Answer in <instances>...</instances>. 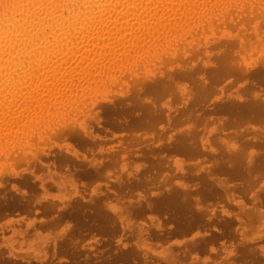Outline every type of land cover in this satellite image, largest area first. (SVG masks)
Masks as SVG:
<instances>
[{
  "label": "rangeland",
  "instance_id": "obj_1",
  "mask_svg": "<svg viewBox=\"0 0 264 264\" xmlns=\"http://www.w3.org/2000/svg\"><path fill=\"white\" fill-rule=\"evenodd\" d=\"M205 1L206 4L203 5V10L205 6L209 9V6L213 4H217V7L220 6L221 8V4L224 2L229 6L231 4V8L229 6L226 8V5L222 4L223 10L216 6L217 9L214 10L215 7L213 6L214 9L208 10L207 15L212 12V15L210 14L208 18L205 17L207 9L205 8V11L201 9L203 12L200 13L203 16L198 13L203 20L199 19L201 21L199 28L189 25L193 26L190 29L188 24L191 18H188V21L185 20L182 26L184 24L185 27H188L186 29L184 26V28L182 27L184 35L180 47L174 51L175 55L166 57L155 55L156 57L152 59L157 61L152 59L146 60L144 63L137 61L133 63L135 64L134 68L131 69L133 72L126 70L124 72L126 74H122L121 79H115L116 74L119 73L118 69L108 70L107 78H105L106 74H102L104 83L100 81V76L98 80L96 78V81H98L96 82L98 85L97 90L95 86L92 87V95L94 96L92 99L94 98L98 103L94 107L88 106L92 99H90L91 94L89 93L91 90L88 91L89 88L86 87L82 91L86 93V95H83L84 98L82 96L84 101L82 99L80 101V98L77 97H75L76 99L73 98L75 96L74 92L77 91L76 88L72 89V92L67 91L66 95L68 94L69 98L72 93L73 95L70 99L66 98L68 96L62 97L60 103L63 101L62 103L65 105L63 107H66L64 112L62 103L60 104L61 113L58 110L60 108L59 103L56 104L59 107H56L58 108L56 111L57 116L56 113H53V106H47L48 110H52L48 114L53 113V117H49L45 112V104L44 109L39 108L43 109L42 111L48 116L45 113L41 114V110L36 112L39 108L35 106L36 121L31 120L30 123L33 124L36 132L31 133L32 136L28 135L22 138L20 135L17 136L15 132L20 134L21 125L26 129L30 127L26 126L30 123L18 122L17 127L18 123L15 125L13 120L10 124L12 127H10L11 131H15L11 134V131L7 128L8 132L4 130L3 134L1 133L2 140L0 141L2 144L5 140L7 141L6 138H8V141L6 142L7 146L4 144V150L2 147L0 148V197L4 195L3 193H6L7 196L11 193V196L29 198V201L33 203L36 199H39L41 202L47 200L58 205L67 204V209H70V212H77V215H84L83 218H86L85 224L80 229L82 235L76 238L73 246H69V244L66 245L67 247L63 246V255H51V240L68 232V226L74 222L70 215L64 217L55 226L38 228L37 236H34L30 227H27L26 224L31 220L35 222L39 218L49 219L51 213L42 217L39 211H35L38 208L37 204L30 207L28 212L0 210V257L5 258L8 253L16 255L8 263L3 261L4 264H60L61 262V264H88L87 262L96 264L100 258L102 260L105 258L107 261L114 258L112 264H201V262L202 264H211V261L212 264H264V167L258 172L250 170L251 174L257 175L254 178L255 181H252L255 182V185L252 183L249 190L240 197L244 204L241 207L228 200L220 186L230 187L234 183L244 182V178L227 179V181L217 184L218 179L228 176L218 173L214 167L227 166L230 162L232 164L235 162L234 166H239L246 171L248 167L247 160L264 150L261 143H256L257 138L264 139V119L255 120L251 114L242 115L237 107H234L231 111L224 109L227 104L235 103L239 105L250 97L253 89L248 86L250 85L248 77L216 73L217 67L219 68L226 63L234 66L238 65L240 69L264 66V0H252L253 3L250 0H244L245 2H242V0H221L220 5L218 0H213L212 5H210L209 0ZM254 1L256 6L253 5ZM259 2L262 4L259 5ZM233 6L236 10L232 8ZM238 7H240V10H238ZM228 9H232L229 17H227ZM213 10L216 11L219 17L214 15ZM243 11L245 12L243 13ZM250 11H252V14ZM220 13L224 15L223 17L226 16L223 18L225 24H221L220 20L219 23L217 22V18L220 19L222 16ZM231 15L232 17H230ZM211 16L214 21L209 19ZM194 17L195 15L192 19L196 20ZM235 21L236 23H232ZM203 23L205 26H203ZM203 27L204 30H202ZM193 28H195L194 31ZM196 28H198V32L195 31ZM188 32L193 33V35ZM197 35L203 36L199 37ZM194 38H196V41L193 40ZM161 41H158L156 46L166 48L169 45V43L168 45H166L167 43L164 44V41L168 42V39H162ZM146 45H142L141 49H144ZM150 46L148 47L150 48ZM172 46L170 45V49L176 47V45ZM122 49L119 51L121 52ZM182 50H186V53L181 52ZM119 51L118 53H120ZM158 53L161 54L162 52L159 51ZM257 54L259 55L257 56ZM145 64L146 66H144ZM141 68L143 70H140ZM110 72H115L114 78L110 76L112 75ZM140 73L142 74L140 75ZM134 74L136 76L132 77ZM136 80L141 81L142 88L134 85ZM84 85L85 83L81 87H84ZM149 86H157V89L150 90L147 88ZM254 89L256 90V88ZM41 95L43 96L42 100H44V95L41 93L40 97ZM77 102L78 105H76ZM114 102L118 103L115 104ZM66 104L69 105L66 106ZM85 105L86 107L83 108ZM75 110L76 112H74ZM34 112L32 111L31 114ZM44 114L45 121L41 124L40 122L44 120L42 118ZM99 116L101 118L100 126H96L94 119ZM36 122L38 123V125L36 124L37 127L41 125L39 128L36 127ZM44 123L46 126H44ZM15 126L17 130L14 128ZM63 126H67L72 130L84 126L92 135L100 138L95 137L92 143L80 147L76 141L70 140L68 137L51 135L54 129H60ZM41 131L43 134H41ZM4 133L14 139L9 140V137ZM38 134H40V137L43 136L44 139L38 137ZM2 135H5L6 138L4 139ZM16 137L18 138L16 139ZM20 138L19 142L18 139ZM11 140L16 141L10 143ZM22 143L24 144L22 145ZM179 143L184 147L183 150L176 149L175 146ZM12 144L14 145L12 146ZM163 144H166V147ZM15 145H17L16 149ZM33 146L37 148H32ZM261 146H263L262 149ZM13 147L15 150L12 151ZM173 147L174 149H172ZM99 148L102 149L101 152L97 151ZM123 148L125 149L123 150ZM72 149L77 151L76 158L70 155L77 169H86L89 166V161L105 160L102 174L92 179H86L80 174H76L75 180L72 181L65 175L64 166L55 169L49 166L47 170L45 166H47V162H50L53 154L56 156L60 154L69 155L65 150L72 151ZM10 151L12 154H10ZM41 151L48 152L49 157L31 166L15 157L16 154L19 155L20 153L30 156ZM82 154L86 157L85 160L81 159ZM123 156L124 158H122ZM3 159H6V162ZM28 167L32 168L29 180L32 182L33 189L18 183V177L6 176V172L9 170L19 171ZM210 172L213 173L214 180H211L208 175ZM259 175L261 177L263 175V177L261 178ZM40 182L44 185L43 189L38 187ZM10 184H14V188L10 189ZM253 193L260 197V201H262L260 205H254L252 202L251 194ZM96 210L97 212H95ZM182 216L185 218L181 219ZM191 217L193 218L191 219ZM189 221L191 224L188 223ZM91 223L95 224L96 229L94 228L95 230L91 232H93L97 242H94L95 239L90 238L88 228H90ZM200 239L202 240L200 241ZM69 251H77V253L71 257ZM91 253L92 256H90ZM125 254L127 261L122 259ZM105 255H108V257H104ZM60 256L66 260L58 261Z\"/></svg>",
  "mask_w": 264,
  "mask_h": 264
},
{
  "label": "bare ground",
  "instance_id": "obj_2",
  "mask_svg": "<svg viewBox=\"0 0 264 264\" xmlns=\"http://www.w3.org/2000/svg\"><path fill=\"white\" fill-rule=\"evenodd\" d=\"M251 1L252 0H250V2ZM216 2H214V3H216ZM218 2L220 5L221 0L220 1L218 0ZM242 2H245V1L242 0ZM209 3H210V5H212L211 3H213V0H212V2H211V0H209ZM252 3H253V1H252ZM252 3H251V5H252ZM204 4H206L205 0H0V140H2L1 139V133L3 134L4 130H5V132L6 131L8 132L7 128H9V131H11L12 126L10 124H11L12 120H13V123H15V125L18 122H22V121L24 123L28 122V124H29L31 122V120H35L36 113L34 111H36V110H34V108H36V107L37 108L42 107L44 109V104H45V107H46L45 112L48 114L52 110L51 109L48 110L47 106L48 105L50 107L53 106L55 109L54 110L52 108L53 113H56L57 109L59 108L57 106L58 105L57 103H59V106H60V104L63 102L62 101L60 103V101L62 100V97L68 96V94L66 95L67 91L72 92L71 90L76 88L77 91L75 90L76 92H74L75 96H73V98H75V97L80 98V101H81L82 96L86 95V93L82 92L83 89L85 90L86 88L87 89L89 88L88 91L91 90V92H89L91 94L90 99H92V97H94L92 95L93 94L92 87L95 86V88L97 90V86H98L96 84V82H98V81H96V78L98 80L99 77L101 76L100 81L102 82L104 80V79H102V76L104 74H106L105 78H107V75L109 72L108 70L112 71L114 68L116 70L118 69L119 73H117L116 76L114 74L116 71L114 73L110 72L112 74L110 76H112V78H114V76H115L116 77L115 79H119V78L121 79V75L126 74V73H124L126 70H128V71L130 70V72H133V70H131L134 68V65H135L133 63H135L137 61L144 63V61L152 59L153 57H156L155 55H158V56L160 55V56H165V57L168 55H170V56L175 55L174 51L177 50L178 47H180V45H181L180 43L182 42L183 35H184L182 30L185 26L183 24V26H184L183 27L182 23H184L185 20L188 21L187 20L188 18L192 19L193 15H195L194 18L196 20L190 19L189 24L187 22H186V24H188V26L189 25H193V26H197V27L200 26L201 21L199 19L201 18V20H203V18L201 17L203 15H201V13L203 11H205V8H206V6H205V8L203 10ZM222 4L224 5L225 2ZM222 4H221V8H220V6L217 7V4H215V5L213 4L212 6H209V9H214L212 7L216 6L217 8H220L221 10H223ZM236 4L239 5V3H237V2H236ZM236 4H235V6H236ZM261 4L259 2V5H261ZM225 5H226V8H227V6H229V4L228 5L225 4ZM253 5L256 6L255 1H254ZM235 6H233L232 8H234ZM241 6H243V5H241ZM216 7L214 10L217 9ZM229 7L231 8V4ZM239 8L240 7H238V10H240ZM252 8H253V6H252ZM209 9L206 10L207 11L206 15L204 14L205 12L203 13L206 18L210 17V14L212 15L211 11H210L211 13H209V15H207ZM255 9H257V8H255ZM230 10L232 11V9H228V11H227V13H228L227 17H229ZM219 11H217V12H219ZM198 12L199 13L201 12L200 13L201 16H199ZM214 12L216 13V11H214ZM244 12L245 11H243V13ZM250 12L252 14V11H250ZM215 13H214V15L217 16V13L216 14ZM222 13H220L222 15L220 19L217 18V17H219V15L216 17L217 22L219 23V20H220L221 24L224 23L223 18L226 17V16L223 17L224 15ZM237 14H238V12H237ZM238 16H240V15H238ZM230 17H232V15ZM209 19H212V16ZM234 20H236V19H234ZM213 21L211 22V20H210L211 23H213ZM232 23H236V21L232 22ZM215 24H214V26H216ZM188 26H186L185 29ZM203 26H205V24ZM189 27H190V29L192 28L191 26H189ZM198 28H196L195 31H197ZM221 28H220V30H221ZM194 29L195 28H193V31H194ZM202 30H204V27ZM213 30L215 31V28ZM184 32L186 33L187 31H184ZM188 33H190V32H188ZM191 34L193 35V33H190V35ZM199 34H201V33H199ZM186 35L189 36L188 34H186ZM197 36L201 37L203 35H197ZM162 39L163 40L168 39V42L164 41L165 42L164 44L167 43L166 45H168V43H169V45L166 48L163 46H160V47L156 46L158 44L157 42L161 41ZM195 39L196 38H194L193 40H195ZM148 42H149V44H148ZM144 44H147L148 46L151 45V46L149 48L146 45V47L144 49H141L142 45H144ZM161 44H162V41H161ZM191 44H190V46H191ZM170 45L171 46L176 45V47L174 48L172 46L173 48L170 49ZM138 46H139V48H138ZM186 46H188V45H186ZM121 48H123L124 50L122 49L120 52L119 50ZM125 48H127V49H125ZM147 48H149V49H147ZM153 49L155 51H151ZM167 49H170V50L166 51ZM181 49H182V47L180 48V50ZM158 50L162 53L159 54ZM118 51L120 53H118ZM124 51H125V53L122 54V52H124ZM148 51H150V52H148ZM181 52H183L185 54L186 50H182ZM258 55L259 54H257V56ZM158 56H157V58H159ZM122 58H123V60H122ZM256 59H257V57H256ZM152 60L157 61L154 59H152ZM153 61H152V63H153ZM146 64L144 66H146ZM136 67L139 68L138 66H136ZM142 68L140 70H143ZM216 73H218V74L226 73V74H235L236 76H246V77H248V80L250 83V85H248V86L251 89H253L250 97L248 99H246L245 102H243L239 105L235 104V103H230V104L225 105L224 109L231 111V110H233L234 107H237L241 111L240 113H242V115L251 114L255 120H263L264 119V96H263V93H264V66H253V67H251V69H249L248 67H244L243 69H240V67L238 68V65L234 66V65H229V63H226V64L220 66L219 68L217 67ZM137 74H139V73H137ZM141 74L142 73H140V75ZM129 75H131V74H129ZM133 76H136V74L132 75V77ZM109 78H111V77H109ZM134 78L136 79L137 77H134ZM83 82L85 83V85H84V87H81V85L84 84ZM101 82H100V84H101ZM80 83H82V84H80ZM103 83H104V81H103ZM134 85L137 86L138 88H142V86H143V84L141 83L140 80L134 81ZM103 86H104V84H103ZM147 88L150 90H156L157 86H149ZM254 88H256V90ZM111 91H112V89H111ZM41 93L44 95V100H42L43 99L42 95H41L42 98L40 97ZM72 95H73V93H72ZM72 95H71V97H72ZM206 95H207V93H206ZM66 98H69V96ZM83 98H84V96H83ZM90 99H87V100H90ZM82 101H84V100L82 99ZM78 102H79V99H78ZM78 102L76 105H78ZM74 103H75V101H74ZM81 103H84V102H81ZM114 103L117 104L118 102H114ZM97 104L98 103L93 98L91 100V103L88 106L94 107ZM68 105L66 104V106H68ZM63 106H65L64 103H62V108H63V112H64V109L66 107H63ZM56 107H58V108H56ZM70 107H72V106H70ZM85 107H86V105L83 106V108H85ZM40 108L36 112H39L41 110ZM60 108H61V106H60ZM60 108L58 110L61 113L62 108H61V110H60ZM158 108H159V106H158ZM17 109H19V110H17ZM68 109L70 110V108H68ZM106 110H108V109H106ZM32 111L34 112L33 114H31ZM45 112L42 111L41 114L45 113ZM74 112H76V110ZM53 113H51V115L48 114L49 117L50 116L53 117L52 116ZM45 114L42 115L43 116L42 118L44 120L42 122H40L41 124L45 121V117H44ZM57 115L58 114L56 113V116ZM64 115H66V114H64ZM67 116H69V114H67ZM39 117H41V115H39ZM66 117H64V118H66ZM58 118H57V120H58ZM53 119H52V121H54ZM48 120H50V119H48ZM65 120H67V118ZM65 120H64V122H66ZM94 120H95L94 121L95 125L100 126V122H101L100 116L96 117ZM59 121H61V120H59ZM59 121H56V122H59ZM47 122L49 124H51L49 121H47ZM20 124H22V123H20ZM36 124L38 125L37 122L35 123V125ZM18 125H19V123L17 124V127H18ZM37 125H36V127H37ZM22 126L23 125H21V128L19 129L21 131L20 134H19V132L18 133L15 132V134H17V136L20 135L21 138L27 137L28 135L32 136L31 133L36 132V130H34V128H33V124L31 125V123H30V125H26V126H30L27 128L25 127L26 129H24V126L22 128ZM40 126L41 125H39V127ZM44 126H46V124ZM39 127H37V128H39ZM114 127H115V125H114ZM121 127H123V126H121ZM14 128L16 129V126ZM44 128H46V127H44ZM116 128L118 129V127H116ZM145 130H146V128H145ZM13 131H15V130H13ZM13 131H11L10 133L12 134ZM114 131H116V130H114ZM51 133H52L51 135H54L56 137H59V136L60 137H68V139L76 141V143L80 147L86 146L90 142L92 143L94 141V138L98 137L96 135H92L89 131H87L84 128V126L80 127L79 129H76V130H72L71 128H69L67 126H63L60 129H58V128L54 129ZM41 134H43L42 131H41ZM5 135L7 136V133ZM5 135H2V136H4V139L6 138ZM39 135L40 134H38V137H40ZM7 137H9V136H7ZM12 138H13L12 136L9 137V140ZM17 138L18 137H16V139ZM21 138L18 139L19 142H20ZM40 138H43V136H41ZM98 138H100V137H98ZM6 139L8 141V138H6ZM7 141L5 140V142H4L5 146H7L6 145ZM15 141L16 140H14V141L11 140L9 142L15 143ZM256 141H257L256 143L259 142L264 146V139L263 138H262V140L257 138ZM23 142L25 143V141H23ZM0 143H1L0 145H3V146H0V148L2 147V149H3L4 144H2L1 141H0ZM18 143H16V144L18 145ZM24 143H22V145ZM13 145L14 144H12V146ZM17 145L14 146L15 149H16ZM22 145H20V147H22ZM34 146H35V144H34ZM34 146L32 148H37ZM164 146L166 147V144ZM263 146H261V149ZM14 147H13L12 151L15 150ZM175 147L178 150H183V148H184L180 143ZM248 148H249V146H248ZM124 149L125 148H123V150ZM172 149H174V147ZM101 150L102 149L99 148L97 151L101 152ZM17 151H16V153H17ZM65 151L67 153H69V155L68 154H60L58 156H56L54 154L52 155V158H50V162H47V166H45L47 168V170H48L49 166H51L52 169L60 168V167L64 166V169L66 171L65 175L67 176L68 179H70L72 181L75 180L74 177L76 174L77 175L80 174L82 177H84L86 179H92V178H95L98 175L102 174L103 167L105 165V160H100L98 162L89 161L88 162L89 166H87L86 169H77L74 166L75 164L72 161V158L70 157V155H72L73 157L76 158L77 151L75 149L74 150L72 149V151H68V150H65ZM10 154H12V152ZM17 154L15 155V157L17 159L25 162L28 166H31L34 163L46 160L49 157L48 152H43V151H41L39 153L31 154L30 156H27V155L21 154V153L19 155H17ZM0 158H1V156H0ZM122 158H124V156ZM81 159L85 160L86 157L82 154ZM4 162H6V159L4 160ZM234 163L232 164L230 162V164H228L227 166H224V165L223 166H214L218 173H221V174L228 176V177L223 176L221 179H218V180L216 179V180H217V184H221L222 181H227V179L244 178V180H243L244 182L234 183L230 187L229 186L228 187L220 186L224 190L226 198L228 200L234 202L236 205L241 207L244 204H243V201L240 199V197L242 196V194H244L246 191L249 190L250 186L253 183L252 181L257 176L256 174H251L250 170L252 169V171L256 170V172H258V170L261 171V169L264 167V150L262 152H258L256 154V156L249 158L247 160L248 167L246 168L247 169L246 171L242 170L239 166H234ZM54 165H58V166H54ZM28 168H24V169H21L19 171L9 170L6 172L7 173L6 176L18 177V183L26 185L30 189H33L32 188L33 185L31 184L32 182L29 180V178L31 176L32 168H29V169ZM174 171H175V169H174ZM208 175L210 176L211 180L215 179L212 176L213 175L212 172H210ZM259 176H258V178H259ZM262 177H263V175H262ZM259 180H262V179H259ZM154 182L157 183L156 181H154ZM131 183H132V181H131ZM200 185H202V184H200ZM38 187L40 189H43L44 188L43 183L40 182ZM12 188H14V184H10V189H12ZM173 191H172V193H173ZM6 192H7V190H6ZM38 192H40V191H38ZM195 193H197V192H195ZM3 194L4 195H2L0 197V210L1 211L2 210H5V211L8 210V212H13V211L28 212L30 207L37 204L38 208L35 209V211L36 212L39 211V213L42 215V217L46 214L51 213V216L49 219L39 218L37 221H35L36 223L34 222V220H31L26 224L27 227H30L31 233L34 236H37V229L38 228H46V227L55 226L64 217H66L68 215H70L74 219V222L70 226H68L69 227L68 232H66L64 235L60 234L51 240V242H50L51 243L50 244L51 255H56V254L63 255V253H64L63 246L67 247L66 245H68V244H69V246H71V245L73 246L74 242L76 241V238L80 237L82 235V232L80 229H81V226L85 224L86 218L85 219L83 218L84 215L83 216L77 215V212L76 213L70 212L71 210L67 209V204L58 205L53 201H47V200L45 202H41L39 199H36L35 202L33 203V202L29 201L30 200L29 198H22V196H17V197L11 196V193H9V196H7L6 193H3ZM149 194H150V192H149ZM247 194H249V193H247ZM168 197H170V196H168ZM251 197H252V202L254 203V205L255 204L260 205L262 203V201H260L261 200L260 197L257 194L253 193V194H251ZM220 198H222V197H220ZM23 199H25V200H23ZM164 199H166V198H164ZM168 202H170V201H168ZM166 204H164V205H166ZM88 205H89V203H88ZM143 206L145 207V205H143ZM170 208H169V210H170ZM133 209L135 210V208H133ZM97 210L95 212H97ZM136 212H138V211H136ZM141 212H143V211H141ZM149 212H151V211H149ZM123 213L125 214L126 212H123ZM197 213H199V212H197ZM139 214L141 215L142 213H139ZM163 214H165V213H163ZM172 215L174 216V214H172ZM102 216H104V215H102ZM102 216H101V218L103 219ZM90 218L92 219L91 215H90ZM132 218H134L133 215H132ZM145 218H147V217H145ZM183 218H185V217L182 216L181 219H183ZM192 218L193 217H191V219ZM184 220H186V219H184ZM165 222H166V220H165ZM167 222H169V221H167ZM188 223H190V221ZM213 223H215V222H213ZM119 224H120V222H119ZM188 226H190V225H188ZM94 228H95V224L91 223L90 228H88V230H89L90 238H92L93 240L95 239L94 242H97L96 238H94L93 232H91V231L96 229V228L95 229ZM174 228H176V227H174ZM120 232H121V230H120ZM115 233H117V232H115ZM116 237H117V234H116ZM169 237H171V236H169ZM131 239H129V240L131 241ZM111 240H113V239H111ZM201 240L202 239H200V241ZM209 240H210V238H209ZM215 240H216V238H215ZM122 242H123V240H122ZM167 243H168V241H167ZM113 244H114V242H113ZM199 244H197V245H199ZM207 246H208V244H207ZM74 248H75V246H74ZM121 248H122V246H121ZM135 248H136V246H135ZM80 249H81V246H80ZM196 249H197V247H196ZM67 251H68V249H67ZM208 252H209V249H208ZM69 253L72 257V256H74V254L77 253V251H75V252L69 251ZM106 254H108V253H106ZM188 255H189V253H188ZM90 256H92V253ZM100 256H102V255H100ZM117 256H119V255H117ZM15 257H16V255H14L12 253H8V254H6L5 258L3 256L0 257V264H4L5 262L8 263V261H10L11 258L13 259ZM68 257H69V255H68ZM93 257H95V256H93ZM104 257L107 258L108 255H105ZM122 257H123L122 259L124 261L126 260L125 258H127L126 254ZM62 260H66V259L64 257L60 256L58 258V261H62ZM130 260H132V259H130ZM3 261H5V262H3ZM83 261H84V259H83ZM113 262H114V258L111 261H109V260L107 261L105 258L102 260L100 258L98 263H96V264H112ZM26 263H27V261H26ZM87 263L92 264L89 262H87ZM142 263H143V261H142ZM212 263L213 262L211 261V264ZM201 264H202V262H201Z\"/></svg>",
  "mask_w": 264,
  "mask_h": 264
}]
</instances>
